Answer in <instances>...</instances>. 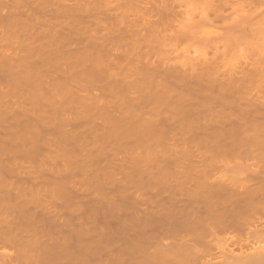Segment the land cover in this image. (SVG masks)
I'll list each match as a JSON object with an SVG mask.
<instances>
[{"label": "bare ground", "instance_id": "obj_1", "mask_svg": "<svg viewBox=\"0 0 264 264\" xmlns=\"http://www.w3.org/2000/svg\"><path fill=\"white\" fill-rule=\"evenodd\" d=\"M232 1L0 0V264L106 218L78 253L264 264V0Z\"/></svg>", "mask_w": 264, "mask_h": 264}, {"label": "rangeland", "instance_id": "obj_2", "mask_svg": "<svg viewBox=\"0 0 264 264\" xmlns=\"http://www.w3.org/2000/svg\"><path fill=\"white\" fill-rule=\"evenodd\" d=\"M234 4L236 3V1L235 0H233L232 1ZM236 4H238V2L236 3ZM185 6L184 5H182V7H180V15H182V14H185V13H183L184 11H185ZM187 10V9H186ZM9 11V9L8 8H3V12L4 13H6V12H8ZM183 11V12H182ZM224 14H225V18H229V19H231V18H233L234 17V15H235V12L233 13V12H231V10L229 9V8H227V9H225V11H224ZM182 17V16H181ZM183 17H185V16H183ZM196 17V16H195ZM197 19V18H196ZM221 23H217V25L219 26ZM209 28H211V27H209ZM214 29V28H213ZM215 29H217V30H222L220 27L218 28V27H216ZM196 44H197V42H195ZM195 44V45H196ZM200 44V43H199ZM195 45H193L194 47H196ZM72 47L74 46V45H71ZM182 46V45H181ZM181 46H179V47H181ZM198 47H201V46H199V45H197ZM183 47V46H182ZM181 47V48H182ZM198 47H196V48H198ZM180 48V49H181ZM179 49V48H178ZM10 51H13V50H10ZM15 51V50H14ZM189 54H192V50H191V53L189 52ZM59 65H61V66H65L63 63L62 64H59ZM1 66H4V65H0V67ZM43 69V68H42ZM7 70V69H6ZM5 70V68L3 67L2 69H1V73H2V75H4V74H6L7 73V71ZM43 73L44 74H46V71H43ZM48 75H50V76H55L56 74L55 73H53L52 71H49L48 73H47ZM1 76V75H0ZM26 76V75H25ZM25 76H23V74H17V79H19L20 81H24L26 78H25ZM4 80V79H3ZM0 84H1V86L3 87L4 86V81H2V78H1V80H0ZM5 87V86H4ZM6 88V87H5ZM3 90H4V88H3ZM6 90V89H5ZM25 91H27L28 90V88L26 89H24ZM95 92H97L96 90H95ZM99 92V91H98ZM59 95H60V93L59 92H57ZM8 102H9V100H8ZM0 103H1V100H0ZM25 106L26 107H28V104L26 105L25 104ZM76 109V108H75ZM74 109V110H75ZM77 110H79V108H77ZM83 125V123L81 124V126ZM84 125H85V123H84ZM83 125V126H84ZM80 126H78V128H79ZM53 135L54 134H51V137H53ZM28 141H30V139L29 138H27V137H21V138H18L17 139V142H23V143H27ZM212 158H216V157H212ZM108 160V159H107ZM115 162H117V160H115ZM107 163V161H105V160H103V159H97V160H94L93 161V164L94 165H97V166H99V167H104L105 166V164ZM108 188H110L109 190H107V191H113V187H108ZM81 189V188H80ZM86 189H88V188H86ZM82 191H83V193H82V195H80L81 197H87V194H88V192L89 191H87L86 193H85V190H83V189H81ZM88 190H90V189H88ZM131 193H134V189L132 188L131 190ZM109 192H107V194L108 195H110V193ZM81 193V192H80ZM89 195V194H88ZM79 219L80 220H82V223L85 225V226H87L88 225V219L85 217V216H81V217H75L74 218V220H73V223L74 224H77V223H79ZM106 223L107 224H109V226H103V225H101L102 227H100L101 229H103V230H100V229H96L95 231L92 229V228H90V227H88L87 229L88 230H86V235L83 237V239H81L80 241H78L77 239H76V236H75V234H74V232L73 231H70V230H67V235H65V239L64 240H66L67 242H69L70 244H71V246H72V249L71 248H69V247H66L65 249H63V251L65 252V255H60L59 257H58V259H56L57 261L56 262H58V264H71V262L72 261H74V263L76 262L77 264H84V263H86L87 261L89 262V264H110V258L111 257H117V258H119L121 261H123L124 260V254L125 253H127V252H124V251H122V249H124L125 248V246H124V244H123V242L125 243V241H120V239H115V240H113V241H110V242H108V243H103V247L102 248H100L99 249V251H97V250H94V249H92V251L91 252H87V253H78V248H77V246L78 245H80V246H83V247H89L90 245H92L93 244V242L94 241H96V240H98L99 239V236H101V235H103V234H105L106 232H108L109 230H110V228L109 227H113V226H115L114 224H111V223H108L109 222V218H106ZM91 248H93V247H91ZM135 252V251H134ZM140 252H138V251H136L135 252V254L136 255H138ZM82 256H84V257H88V258H92V259H89V260H85L84 261V263H80L81 262V258H82ZM75 257V258H74ZM80 259V260H77V259ZM73 259V260H72ZM78 261H76V260ZM72 260V261H71ZM19 264H23V263H19ZM131 264H133V263H131Z\"/></svg>", "mask_w": 264, "mask_h": 264}]
</instances>
